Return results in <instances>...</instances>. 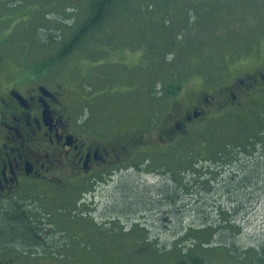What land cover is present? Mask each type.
<instances>
[{
	"label": "rangeland",
	"instance_id": "rangeland-1",
	"mask_svg": "<svg viewBox=\"0 0 264 264\" xmlns=\"http://www.w3.org/2000/svg\"><path fill=\"white\" fill-rule=\"evenodd\" d=\"M152 1H155L154 9L146 8L143 13L137 12L141 4H150ZM212 1L195 0V3H207L215 9ZM89 2L90 0H0V47L5 53V64L12 70L24 66L33 68L40 64L39 57L45 60L47 52L53 56L54 45L66 41L60 38L61 35L68 31L73 32L86 20L91 8ZM177 2L178 0H175L172 4L178 6ZM158 4L161 5L162 1L117 0L118 16H112L104 21L101 25L102 30H96L93 39L90 36L70 57L54 63L55 69L67 73L70 78L76 92L73 96L74 102L80 101L79 107L85 112L94 110L97 116L101 117V122L108 118L107 112L102 109L101 98L96 97L94 105L90 107L86 100L91 96L103 94L104 100L107 98L104 89L107 86H110V91H114V95L120 97L107 98L112 114L119 112L120 107L121 112L132 109L134 114L135 111H139V107L135 105L141 104L142 96L147 95L145 101L149 114L152 118H158L166 110L167 101L173 104L179 100L192 104L193 98L201 89H216L214 86L224 82L223 79L228 81L232 79L234 73L236 75L247 71L257 63L251 54L258 52L259 49L264 52V0H234V6L241 8L245 24L242 26L233 19L240 16L239 12L229 14L227 16L231 18L229 24L223 26L224 31L228 33L226 35L231 36L229 31L237 35L241 26L244 28L250 25L252 28L258 27L263 32L261 39L256 35L238 50L227 46L222 51V63L214 68L212 64L201 63L199 59L198 62L194 60V54L190 58L182 54L179 60L181 65L177 68L165 64L153 65L152 60L159 62L161 56L171 48L169 46L171 34L177 33L187 18L185 11L175 15L177 9L170 8V19L167 21L159 19L156 22L152 20L155 23L150 25V17L156 16L158 10L155 8H158ZM188 4L192 8L196 7L191 2ZM128 8H131L129 12L126 11ZM198 12H201L200 8ZM153 31H158V34L155 35ZM186 32L188 36L200 34L194 29H187ZM213 37L214 32L209 30L207 38ZM157 39H162L165 45L153 47ZM154 66L155 69L159 66V69L157 71L151 69ZM131 69L140 72L135 74L138 76L137 80L132 78L125 81L131 74L128 71ZM108 76L109 78H106ZM96 78H99V81H96ZM100 82L105 83L102 86L103 92H99ZM167 83L179 86V91L173 96L170 95V99L166 92L167 86L165 87ZM83 85L85 87L82 89ZM129 92L131 93L128 96H124ZM132 92L139 94L140 98ZM253 107L254 111L264 109V103L249 106L240 113L239 108L223 113L218 111L213 114L215 117H212V120L203 119L190 126L186 134L188 141L185 151L193 154L198 150L200 142L203 139L209 140L210 133H213L211 131H216V123H224L225 127L228 124H237L241 122L240 118L246 119L249 116L246 114L252 111ZM219 118L224 120L214 122L220 120ZM133 119L134 117L124 125L126 127L122 129L123 132L133 125L131 122ZM115 125L122 128L121 122ZM261 145L254 153L250 155L243 153L234 159V163L230 165L232 168L224 169L216 179L212 178L216 175H211V181L207 183L196 185L186 183L182 178L179 183L173 180L170 182L171 178L178 179V174L166 173L167 170L155 166L153 161L150 163L152 167L145 163L141 169L131 168L118 174L114 182L95 183L96 188H93V193L87 197L95 200L96 206L82 202L81 205H85L83 213L88 214L79 218L76 223L82 226L89 222L96 225L113 223L108 225L109 227L101 225V232L112 228L131 235L137 226L145 234L144 240L150 247L147 243L144 244L143 240L137 238L129 240L124 234L116 232L103 235L101 244L93 250L86 237L99 238L96 230L93 236H90V233L81 232L80 225H74L75 237H70L69 234L64 237L66 229L60 225V221L51 225L55 229L52 239L56 240L58 248L66 245L65 248L71 246L73 249L74 243H82L80 250L84 247L89 256L92 254L91 258L99 256L97 264H160L158 259H165L167 256L160 257L156 248L165 251L164 253L171 252L172 248H176L175 241L182 240L183 235L191 229L196 236H186L182 242L183 247L194 244V240L209 241L211 236L209 237L204 229L211 224H218V233L207 245L210 248L199 250L206 255L210 264H252L249 257L257 264L256 249L264 244V145L262 147ZM174 162L175 159L172 158L165 165L173 167ZM232 169L239 175H234ZM88 203L91 204V201ZM75 207L79 208L78 205ZM44 211L41 208L42 214ZM45 219L48 220L47 215ZM42 223L43 228L50 225L48 221L43 220ZM5 225L13 226L14 223L5 222ZM216 246L219 249L215 248ZM245 252L250 254L248 258L236 257Z\"/></svg>",
	"mask_w": 264,
	"mask_h": 264
},
{
	"label": "flooded vegetation",
	"instance_id": "flooded-vegetation-1",
	"mask_svg": "<svg viewBox=\"0 0 264 264\" xmlns=\"http://www.w3.org/2000/svg\"><path fill=\"white\" fill-rule=\"evenodd\" d=\"M4 55L0 47V264H73L74 246L58 248L51 225L60 221L66 229L63 236L75 237L67 220L71 214L84 215L82 202L96 206L87 197L95 183L114 182L118 174L137 168L148 149L168 156L191 125L212 115L216 98L202 93L189 108L172 105L160 128L161 133H175V137L157 150L151 143L155 136L150 132V120L138 128L133 119V125L122 132L136 114L151 116L147 95L135 105L139 111L134 114L132 109L121 112L120 107L101 122L94 110H81L78 101L75 105L76 92L65 72H41L26 66L12 70ZM233 82L225 90L234 103L242 94L264 92V66L245 71ZM120 122L122 128L115 127ZM142 138L139 147L137 139ZM140 148L147 152L140 156ZM39 206L45 210L43 214ZM43 220L50 225L43 228ZM15 229L21 233H13Z\"/></svg>",
	"mask_w": 264,
	"mask_h": 264
},
{
	"label": "trees",
	"instance_id": "trees-1",
	"mask_svg": "<svg viewBox=\"0 0 264 264\" xmlns=\"http://www.w3.org/2000/svg\"><path fill=\"white\" fill-rule=\"evenodd\" d=\"M162 4H158V8H155L158 10L156 13V16L150 17V25H153L157 20L162 19L167 21L171 18V15L169 14L170 8L177 9V12L175 15H178L181 11L186 12V20L185 23L181 24V29L177 33H173L170 36V45L171 48L168 49V51L161 56V59L159 62L153 61V65L157 63V65L165 64L168 67L175 66V68L179 67L181 63L179 62L181 55L185 54L190 58L191 55L194 56V60L198 62V59L202 61L201 63L206 64H212L213 68L217 67L219 64L222 63V51L229 46L230 49H241L240 46L247 43V41H250L254 36H259L260 39L263 36L262 33L258 27L252 28L250 25L245 26L242 28V26L245 24L244 18L241 16L243 13L241 12V8H236L234 6V0H213V4H215V9L208 6L207 3H195V0H178V6L175 4L173 5L172 2L175 0H161ZM188 2H191L196 5V7L192 8L188 4ZM90 13L88 14V17L86 20L81 23L76 30L73 32L68 31L65 35H61L60 38L66 39L64 43L55 44L53 47V51L55 54L53 56L49 55V52L46 54L47 57L42 59V57H39L41 59L40 64L37 66H34L33 68L37 71L41 72H53V73H62L63 71L57 70L54 68V63L57 61H62L67 59L71 56V54L77 49L81 47V45L84 43V41L88 40L91 36L93 39V34L96 30H102L101 25L104 21L111 18L112 16L117 17L119 12H116L117 8V0H90ZM155 1H152L150 4H141L139 7V10L137 8V12L140 11V13L144 12V9L150 8L154 9ZM131 7V8H132ZM131 8L126 9L127 12L130 11ZM192 8V9H191ZM198 8L201 9V12H198ZM233 12H239L240 16L233 18L236 19V22H240L242 26L239 29V33L237 35H234L233 32L229 31L231 36H227V31H224V27L226 24H229V21L231 18H228L227 16ZM155 12H151L153 14ZM232 19V20H233ZM149 20V17H147V20ZM152 20H155V22H152ZM238 24V23H237ZM3 24H1V27ZM191 26V28H190ZM187 29H194L196 33H200L199 35L188 36ZM200 30V31H199ZM209 30H212L214 32L215 37L212 39L207 38ZM156 34H158V31H153ZM219 34V35H218ZM47 37V36H46ZM50 40L53 41L51 38ZM50 40L48 42H50ZM263 43L262 40H259ZM164 44L165 42L161 39H157L156 44L153 45V47H158V45ZM151 46V45H150ZM183 47L184 50L181 48ZM145 53V52H144ZM145 55H147L145 53ZM253 55L257 61V63L253 64L250 69H259L264 66V52L259 49V51L251 54ZM157 58H155L156 60ZM38 63V62H37ZM185 63V62H184ZM201 66V65H200ZM151 69H155V66ZM159 69V66L155 69L157 71ZM247 70V71H248ZM134 73L137 71L134 69ZM244 73V72H243ZM243 73H238L235 75V73L231 76V80L224 81L214 87L213 90H210V88H203L201 89L197 96L193 98L192 102L194 100H197L199 96L203 93H211L216 99L214 108L216 109L213 111L211 116H207L205 120L209 121L212 120V117H215L213 114L216 112H227V110H232L233 108H239L238 113L242 112L245 108L253 105H257L258 103L262 102L264 103V92H261L260 89H258L255 93L251 95H245L242 94L239 97V101L234 103L231 99H229L228 91L225 90L226 84H228L230 81L233 82L235 80V77H240L243 75ZM67 74V73H66ZM106 78H109L106 77ZM102 79H105L102 77ZM135 80H137V77H134ZM141 79V78H140ZM96 81H99V78H96ZM169 81V80H165ZM234 83V82H233ZM105 83L100 82V91L103 92V87ZM167 86V87H166ZM85 87V85L82 86V89ZM110 86L105 87L107 98L116 96L114 95V91L109 90ZM167 95L173 96L179 91V86L175 85L174 83H167L165 85ZM84 91V90H83ZM259 91V92H258ZM79 94V93H78ZM250 94V93H249ZM202 96V95H201ZM200 96V97H201ZM101 98V106L102 109L105 110L108 114V118H111V109H110V103H108L107 98L104 100V94L103 95H96L91 96V98ZM118 97V96H116ZM164 97V96H163ZM229 97V98H228ZM165 98V97H164ZM163 98V99H164ZM93 99V98H92ZM91 100H86L87 103L90 106H93V104H90L92 102ZM83 101V100H82ZM77 102V101H76ZM80 102V101H78ZM182 104L184 107L189 108L191 104H186L181 101H175L173 104L169 101H167V108L166 110L157 118L154 117L152 119V116L145 117L142 112L138 116V114L135 115L134 122L137 124L138 128H142V126L146 123L147 120L151 121L150 126V132H154L155 136L153 138L152 144L156 147L157 150H160L161 147L165 146V143H169L171 136L175 137V133L168 132L166 134L161 133L162 129L160 128L162 123H164L166 120V116H168V112L170 111L169 105H176V104ZM255 107V106H254ZM252 108V111L255 110V108ZM93 108V107H92ZM250 111L249 115L246 119L240 118L241 122H238L237 124H228L226 127L222 124L216 123L215 125L217 128L216 131H211L213 133H210L209 140L203 139L200 142V145L198 146V150H195L193 154L187 153L185 151L186 144L188 141V137L183 136V139L179 140V144H176V146L172 145L173 147L170 148V150L167 152L166 157H162L161 155L156 154L153 150L150 151L148 149V153L142 156L139 160V166L135 169H141L145 163H151L152 161L155 163L154 165L162 167L164 170H167L166 173L176 172L174 174H178V179L171 178L169 181L171 182H177L182 178V181L186 183H192L198 185L199 183H207L208 181H211V175L213 176V179H216L219 175L223 173L224 169H230L232 168L230 165L234 163V159H237L241 154L246 153V155H250V153H254L258 148L264 145V141L262 142V138L264 137V109H258L252 113ZM140 119L141 122L138 120ZM220 120H215L214 122H220L223 121V119L219 118ZM145 122V123H144ZM127 130H124L126 132ZM123 132V131H122ZM133 132V131H131ZM139 134L142 135L143 132L139 130ZM122 135V134H121ZM131 135V134H126ZM123 139H125L124 135L121 136ZM144 137V136H143ZM204 141V142H203ZM137 145L140 147L143 143L142 139H137ZM173 143V142H172ZM204 145V146H202ZM202 147V148H201ZM143 149L140 148V156L143 155L145 152ZM184 151V152H183ZM208 154V156H207ZM193 156V158H192ZM196 156H202L203 158H196ZM174 158L175 162L172 164L173 167H170L168 165H165L166 162L170 159ZM153 165V167H155ZM151 166V165H150ZM187 166V167H186ZM228 166V167H227ZM152 167V166H151ZM183 167V168H182ZM221 170V171H220ZM232 173L234 175H239V173L236 172V170L232 169ZM191 177V179H190ZM176 178V177H175ZM223 212V210H222ZM81 217H86V214L84 215H77L71 214L69 216V219L67 220L68 223H71L72 230L74 225H80L82 227L81 232L83 233H90V236H93V233L95 230L98 232L99 238L97 239H90L86 237L88 244L91 243V246L93 247V250L101 244L102 236L106 234H113V233H122L125 236L131 239H140L144 241V244L147 243L145 241V234L139 230V228L136 226V228L133 230V235L131 233H125L116 231L115 229L112 230V228H109L108 231L102 233L101 232V225H96L94 222L89 223H76L77 220ZM72 220V221H71ZM113 223L104 224L102 226L109 227L108 225H112ZM104 230V229H103ZM74 232L76 230H73ZM132 231V230H131ZM205 233L211 236V239L206 242H197L194 240V244L191 243L190 246L183 247L182 242L186 239L185 237L188 235L196 236L193 230L191 229L189 232H186L185 235H183L182 240H176L174 245H176V248H172L171 252H166L163 250H159L156 248L158 254L160 257L167 256L165 259H158V262L160 264H210L209 260L207 259L206 255L199 252V250H206L209 249V245L216 234L219 231L218 224H211L209 227H206L204 229ZM21 233L19 229H15L13 233ZM110 232V233H107ZM23 233V232H22ZM24 234V233H23ZM148 244V243H147ZM82 243H75L74 250L76 254V260L75 262H79L81 264H97L99 261V256L95 255L94 258L92 257V254L89 256L85 252V248L83 247L82 250H80ZM150 247V244H148ZM154 245V244H153ZM227 246V245H226ZM154 247V246H153ZM155 248V247H154ZM215 248L219 249L218 246ZM230 249V248H228ZM231 250V249H230ZM257 250L256 260L255 262L257 264H264V244H262L259 249ZM78 251V252H77ZM233 255V253H232ZM236 256V255H234ZM250 254L244 253L243 255L236 256L237 258L246 257L248 258ZM250 262L252 261V264H255L252 257H249ZM174 261V262H173Z\"/></svg>",
	"mask_w": 264,
	"mask_h": 264
}]
</instances>
